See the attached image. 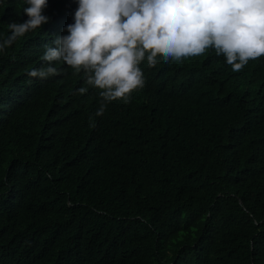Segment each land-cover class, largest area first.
I'll list each match as a JSON object with an SVG mask.
<instances>
[{"label":"trees","instance_id":"1","mask_svg":"<svg viewBox=\"0 0 264 264\" xmlns=\"http://www.w3.org/2000/svg\"><path fill=\"white\" fill-rule=\"evenodd\" d=\"M27 6L0 0V41ZM77 8L0 51V264H264V56L145 59L96 116L83 70L27 74Z\"/></svg>","mask_w":264,"mask_h":264},{"label":"clouds","instance_id":"2","mask_svg":"<svg viewBox=\"0 0 264 264\" xmlns=\"http://www.w3.org/2000/svg\"><path fill=\"white\" fill-rule=\"evenodd\" d=\"M24 22L8 23L9 35L0 51L18 38L48 23V0H25ZM74 23L45 44L41 59L48 66L33 69L30 77L46 79L57 74L53 62H64L85 83L100 89L103 115L106 105L122 99L144 84L141 62L149 67L161 57L165 63L204 54L214 48L234 72L250 60L264 56V0H75ZM87 88L81 87L83 94ZM91 120V118H90Z\"/></svg>","mask_w":264,"mask_h":264}]
</instances>
